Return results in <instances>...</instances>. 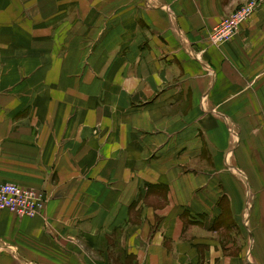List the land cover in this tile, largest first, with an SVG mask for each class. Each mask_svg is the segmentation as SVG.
Returning <instances> with one entry per match:
<instances>
[{
    "label": "crops",
    "instance_id": "1",
    "mask_svg": "<svg viewBox=\"0 0 264 264\" xmlns=\"http://www.w3.org/2000/svg\"><path fill=\"white\" fill-rule=\"evenodd\" d=\"M0 0V264H264V0Z\"/></svg>",
    "mask_w": 264,
    "mask_h": 264
},
{
    "label": "built area",
    "instance_id": "2",
    "mask_svg": "<svg viewBox=\"0 0 264 264\" xmlns=\"http://www.w3.org/2000/svg\"><path fill=\"white\" fill-rule=\"evenodd\" d=\"M261 4L262 0H248L222 18L210 31V43L219 46L232 40ZM46 201V194L39 189L0 181V210H9L22 217H34L42 212Z\"/></svg>",
    "mask_w": 264,
    "mask_h": 264
},
{
    "label": "rangeland",
    "instance_id": "3",
    "mask_svg": "<svg viewBox=\"0 0 264 264\" xmlns=\"http://www.w3.org/2000/svg\"><path fill=\"white\" fill-rule=\"evenodd\" d=\"M237 9H238V8H237ZM231 13H232V12H231ZM231 13H230V14H231ZM230 14H228V15H230ZM226 16H227V15H226ZM226 16H225V17H226ZM223 18H224V17H223Z\"/></svg>",
    "mask_w": 264,
    "mask_h": 264
}]
</instances>
